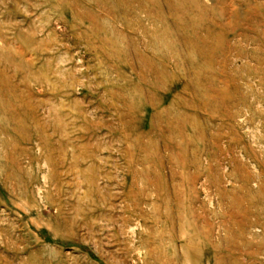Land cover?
<instances>
[{
  "label": "rangeland",
  "instance_id": "obj_1",
  "mask_svg": "<svg viewBox=\"0 0 264 264\" xmlns=\"http://www.w3.org/2000/svg\"><path fill=\"white\" fill-rule=\"evenodd\" d=\"M0 264H264V0H0Z\"/></svg>",
  "mask_w": 264,
  "mask_h": 264
}]
</instances>
